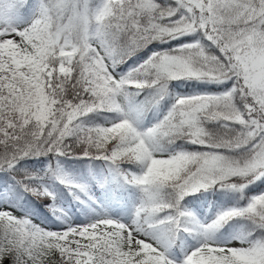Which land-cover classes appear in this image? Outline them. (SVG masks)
<instances>
[{"label":"snow or ice","instance_id":"snow-or-ice-1","mask_svg":"<svg viewBox=\"0 0 264 264\" xmlns=\"http://www.w3.org/2000/svg\"><path fill=\"white\" fill-rule=\"evenodd\" d=\"M0 264H264V0H0Z\"/></svg>","mask_w":264,"mask_h":264}]
</instances>
